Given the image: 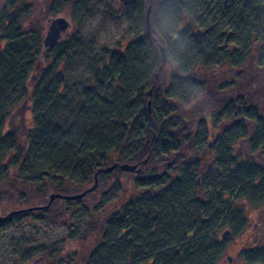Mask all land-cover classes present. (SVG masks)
<instances>
[{
	"label": "trees",
	"instance_id": "1",
	"mask_svg": "<svg viewBox=\"0 0 264 264\" xmlns=\"http://www.w3.org/2000/svg\"><path fill=\"white\" fill-rule=\"evenodd\" d=\"M79 2L6 0L0 7V213L46 206L51 193H81L96 177L97 188L82 199L54 200L12 220L64 218L99 190L116 196L120 178L136 175L131 200L115 207L101 198L80 234L32 264H77L64 260L65 250L97 230L103 239L87 264H219L218 229L227 226L232 238L245 224L242 217L228 222L226 209L237 199L264 202L256 156L264 148V0H138L140 31L123 51H96L80 35L44 49L35 19L74 12ZM148 6L154 39L144 36ZM189 21L203 28L201 39L195 30L185 35L181 22ZM19 107H28L31 120L17 135L8 121ZM225 123L241 125L218 148L221 161L232 162L203 194L201 153L215 133L227 132ZM243 140L252 152L237 161L233 147ZM123 164L139 173L120 171ZM242 257L264 264V242Z\"/></svg>",
	"mask_w": 264,
	"mask_h": 264
},
{
	"label": "rangeland",
	"instance_id": "2",
	"mask_svg": "<svg viewBox=\"0 0 264 264\" xmlns=\"http://www.w3.org/2000/svg\"><path fill=\"white\" fill-rule=\"evenodd\" d=\"M5 1L0 0V7ZM77 6L78 9L74 12L71 8H68L56 16L65 17L70 23L64 39H69L72 35H80L83 39L89 40L92 48L96 51L101 48L123 51L127 44L137 38L136 34L140 31L138 5L123 7L115 0H80ZM42 15L35 19V29L40 28L42 30L41 37L43 38L49 18H42ZM182 23L187 30V32L185 31L187 36H192L196 29H203L197 23L190 21L186 24ZM212 37L213 35L210 33L202 38L199 46L209 44L213 39ZM77 68V71H81L82 76L86 75V72L80 66ZM242 79L244 78L242 77ZM30 115L28 107H19L15 110L8 121L13 127L12 131L17 135L19 133L25 134L26 129L23 128L22 124L30 125ZM227 124H229V127L226 128L227 132L215 133L214 138L211 140L214 145L207 147V150L204 149L201 153L203 158L201 162L202 171H200L198 176L200 177L199 192L203 194L211 192L218 185L221 175L225 174V168L231 165L232 159H229L230 156L225 158L227 159L226 162L221 161L218 148L221 146V142L227 139L229 135L236 134L237 129L241 125L238 124L231 127L234 124ZM227 124L225 123V125ZM251 127L254 128L255 124H251ZM251 147L252 145L248 141L243 140L238 146L235 145L233 147V157L237 161H243V158L249 157V152H252ZM256 151L257 149L253 152ZM256 156L258 162L264 166L263 147L260 148V152ZM219 159L220 162L218 161ZM133 178H138V176H122L120 178L117 185L120 190L116 196L114 189L107 191L104 188L93 193L89 199L78 203V205H71L64 218L59 216L52 219H40L36 216L23 217L0 227V264H32L46 248L59 245L70 236L80 234L87 225V213L91 211L101 198L103 200L114 199L109 205L112 204L115 207H119L132 199L134 193ZM72 189H74V186L69 188V190ZM103 191L105 195H102ZM225 214L228 222L236 224L238 218L242 217L245 219V224L236 235L232 238L229 236L223 241L219 264H247L243 260L242 250L250 249L264 242V202L255 205L249 199H237L230 208L226 209ZM0 215L4 216L5 214L1 212ZM99 217L102 218L103 214L100 213ZM227 229H229L227 226L220 227L216 236L219 237ZM102 239V232L97 230L95 234L86 237L71 248H67L64 260H74L77 264H87L89 257L96 250L97 244H100ZM228 256L232 259L230 263L225 259ZM55 260V258L50 259L44 264H52Z\"/></svg>",
	"mask_w": 264,
	"mask_h": 264
},
{
	"label": "water",
	"instance_id": "3",
	"mask_svg": "<svg viewBox=\"0 0 264 264\" xmlns=\"http://www.w3.org/2000/svg\"><path fill=\"white\" fill-rule=\"evenodd\" d=\"M116 1H118L119 3H121L124 6H132L137 2V0H116ZM69 27H70V23L65 17L49 18L47 20L45 33H44V36L42 38L43 48L44 49H51L55 45H57L61 41V39L64 37V35L67 33V31L69 30ZM144 36L146 38H153L152 33H151V25H150V6H148L146 8V11L144 14ZM194 37L197 40L201 39L202 32L198 29L195 30ZM159 51H160V57H161V65H160L159 70H161L166 63V57H165V51H164L163 47H159ZM147 107L149 110L150 103L147 104ZM114 168H115V165L107 168L105 171L109 172V171L113 170ZM119 170L122 172H126V173H134V174L139 173V170H137L135 166L128 165V164L120 165ZM96 188H97V179H96V177H94L93 186L84 190L81 193H78L75 195H61L58 193H51L48 196V203L46 204V206L30 207V208H26V209L11 211L4 216L0 215V227H3L6 223L10 222L12 220V217L15 215L39 211L42 208L48 207L54 200L76 201V200L82 199L88 193L93 192ZM229 234H230L229 230H224L220 234V239L222 241H225L228 238ZM225 259L228 263H230L232 260L231 257H229V256L226 257Z\"/></svg>",
	"mask_w": 264,
	"mask_h": 264
},
{
	"label": "flooded vegetation",
	"instance_id": "4",
	"mask_svg": "<svg viewBox=\"0 0 264 264\" xmlns=\"http://www.w3.org/2000/svg\"><path fill=\"white\" fill-rule=\"evenodd\" d=\"M115 1H116V0H115ZM137 1H138V0H137ZM116 2H117L118 4H120V5H122V4L119 3L118 1H116ZM134 5H135V4H134ZM122 6H123V7H132L133 5H132V6H124V5H122ZM24 214H25V213H24ZM20 215H21V214H20ZM11 221H13V220H11ZM11 221H10V222H11ZM10 222H9V223H10ZM7 224H8V223H6L5 225H7ZM5 225H4V226H5Z\"/></svg>",
	"mask_w": 264,
	"mask_h": 264
}]
</instances>
